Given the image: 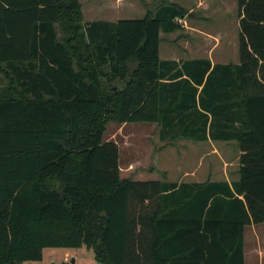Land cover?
<instances>
[{"label": "trees", "instance_id": "trees-1", "mask_svg": "<svg viewBox=\"0 0 264 264\" xmlns=\"http://www.w3.org/2000/svg\"><path fill=\"white\" fill-rule=\"evenodd\" d=\"M158 1L84 21L80 0H0V264L82 246L102 264H246L245 227L264 223V0H238L227 63L161 58L187 10ZM111 120L235 141L239 178H122Z\"/></svg>", "mask_w": 264, "mask_h": 264}, {"label": "rangeland", "instance_id": "rangeland-1", "mask_svg": "<svg viewBox=\"0 0 264 264\" xmlns=\"http://www.w3.org/2000/svg\"><path fill=\"white\" fill-rule=\"evenodd\" d=\"M175 1L185 5L187 26L170 33H161V58L186 59L208 56L213 51L212 56L216 61H239L238 0H226V8L231 17L226 23H210L197 18L196 20L189 14L190 0ZM80 2L84 21L141 18L159 4L158 0H125L123 3L120 0ZM196 9L198 8L193 9V13H196ZM218 29L222 31L221 34ZM159 129L160 126L156 122L111 120L107 123L104 140H113L119 145L122 178L204 181L237 177L241 151L235 141L161 140ZM245 238L246 264H262L264 260L259 262L253 248L256 241L261 240L264 245V223L248 225ZM72 257L76 258L77 264L83 261L87 264H102L95 259L93 250L85 246L46 247L41 261H29L24 264H51L69 261Z\"/></svg>", "mask_w": 264, "mask_h": 264}, {"label": "crops", "instance_id": "crops-1", "mask_svg": "<svg viewBox=\"0 0 264 264\" xmlns=\"http://www.w3.org/2000/svg\"><path fill=\"white\" fill-rule=\"evenodd\" d=\"M120 1H122L121 3H123L125 0H120ZM171 1L178 3L181 6L185 7V5L180 3V2H177L175 0H171ZM190 3H191V6L189 9V14L193 15L195 17V19L197 18L199 20L207 21L210 23H213V22L226 23L231 18L230 13H228V10L226 8V0H190ZM195 7L198 9H196V11H195L196 13H193L194 12L193 9H195ZM94 20H98V19H94ZM105 20H109V19H105ZM237 23H238V28H239V18H238ZM221 33H222V31L219 30V34H221ZM238 37H239V29H238ZM219 44H220V41H218L217 45H219ZM236 45H235V49H236ZM212 52H210L208 56H197V57H191V58L208 57L212 60L213 63L232 62L229 60L228 61L227 60H217L216 61L214 59V57L212 56ZM238 54H239V47H238ZM175 59H177V58H175ZM238 178H239V174L237 175L236 178H233V179H231L230 177H226V178L214 179V180H227L229 183H232L233 181L237 180ZM147 180H150V179H147ZM178 182H180V181H178ZM250 225H254V224H250ZM246 227H245V230H246ZM244 238H245V235H244ZM245 243H246V238H245ZM253 249L256 251V253H254V255H257L259 257V262L263 261L264 260V245L261 244V240H260V242L256 241V245L254 246ZM245 260H246V257H245ZM262 264H264V261Z\"/></svg>", "mask_w": 264, "mask_h": 264}, {"label": "water", "instance_id": "water-1", "mask_svg": "<svg viewBox=\"0 0 264 264\" xmlns=\"http://www.w3.org/2000/svg\"><path fill=\"white\" fill-rule=\"evenodd\" d=\"M51 264H77V261L75 257H72L69 261L52 262Z\"/></svg>", "mask_w": 264, "mask_h": 264}, {"label": "built area", "instance_id": "built-area-1", "mask_svg": "<svg viewBox=\"0 0 264 264\" xmlns=\"http://www.w3.org/2000/svg\"><path fill=\"white\" fill-rule=\"evenodd\" d=\"M186 18V17H185ZM185 18H176V21L179 23V24H181L183 27H186L187 26V21H186V19Z\"/></svg>", "mask_w": 264, "mask_h": 264}]
</instances>
